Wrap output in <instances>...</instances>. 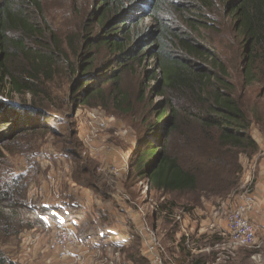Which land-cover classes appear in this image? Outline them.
Instances as JSON below:
<instances>
[{"label": "trees", "instance_id": "16d2710c", "mask_svg": "<svg viewBox=\"0 0 264 264\" xmlns=\"http://www.w3.org/2000/svg\"><path fill=\"white\" fill-rule=\"evenodd\" d=\"M30 4L36 5V0H0V151L9 152L7 146L42 131L34 116L23 122L26 113H38L37 104L15 108L9 97H35L57 73L56 60L65 56L45 40L43 28L30 23L24 10ZM92 5L79 47L72 50L75 67H67L68 107L102 105L105 89L116 87L125 72L139 68L145 72V85L152 82L149 94L161 97L163 105L154 109L153 123L146 124L133 145L130 169L135 176L161 194L218 195L236 188L241 174L237 156H252L259 145L250 121L232 98L225 67L205 48L203 33L216 30L218 23L231 24L243 49V81L247 85L263 81L264 0H92ZM13 31L21 35L10 37ZM14 110L17 119L9 118ZM185 124L191 127L189 140L195 141L189 149L196 157L190 163L170 151L172 136ZM4 172H0V243L41 224L47 212L26 205L25 174ZM89 177L94 179L93 172ZM0 264H6L1 252Z\"/></svg>", "mask_w": 264, "mask_h": 264}, {"label": "rangeland", "instance_id": "374dc122", "mask_svg": "<svg viewBox=\"0 0 264 264\" xmlns=\"http://www.w3.org/2000/svg\"><path fill=\"white\" fill-rule=\"evenodd\" d=\"M92 9V0H36V5L24 7L30 23L43 28L45 40L65 56L56 60L58 63L54 68L57 73L51 80L45 81L35 97H9L10 105L15 108L30 109L34 102L37 104L34 107L38 113H26L24 116L27 118L23 122H29L34 116L42 131L34 137L28 135L24 142L21 140L7 146L9 152L8 149L0 151V172L4 169L6 175L25 174L26 205L35 211L42 208L47 212L43 214L41 224L22 230L0 243V252L6 264H80L82 257L92 252L93 243L84 239L80 241L79 230L71 226L64 216L69 206L75 204L73 212H77L83 222V216H91L92 213L91 218H96L94 204L105 199L97 193L99 191L106 192L118 215L123 216L119 211L121 207L126 211L129 217L127 223L132 228L148 225L152 229L154 226L153 210L159 205L161 192L150 191L148 182L137 178L130 169L135 160L133 145L136 146L143 136L146 124L153 123L154 109L163 105L161 97L149 94L152 82L145 85V72L139 68L135 73L125 72L116 87L105 89L102 105H72L70 108L67 105L70 92L67 67H75L72 50L79 47L83 23ZM215 14L213 18L218 23L219 12L215 10ZM146 22L145 19L144 24ZM15 35L21 33L13 31L9 36ZM203 35L208 43L205 48L228 73L232 98L250 121L253 139L259 144L258 152L249 157L245 154L237 156L241 174L236 188L225 189L218 195L198 192L172 196L183 200L180 203H189L192 208H199L200 199L205 198L212 202L213 214L217 216L220 212L225 220L231 210L247 201L246 218L251 211L247 196L255 176L254 159L261 157L264 150V80L251 85L243 81V49L231 24L218 23L216 30ZM79 52L81 54L82 49ZM118 91L120 95L116 94ZM17 112L12 111L9 118H14ZM90 113L101 114L106 126L101 129L92 122ZM190 129L185 124L171 139V154L181 162L190 163L196 157L189 149L195 143L189 140L193 137ZM200 144L205 147V143ZM32 147H35L33 152L28 151ZM90 172H93L94 179H90ZM224 184L221 182V186H226ZM144 186H147V192L142 195ZM208 186L213 187L212 182ZM228 241L227 234V240L220 245ZM238 250L247 255L249 264H264V241L257 236L254 245L236 248L234 256ZM100 252L97 248L95 256ZM215 256V263L223 264L216 262L217 249Z\"/></svg>", "mask_w": 264, "mask_h": 264}, {"label": "crops", "instance_id": "0c3cea01", "mask_svg": "<svg viewBox=\"0 0 264 264\" xmlns=\"http://www.w3.org/2000/svg\"><path fill=\"white\" fill-rule=\"evenodd\" d=\"M260 156L254 159L255 176L247 196L251 211L246 219L256 236L264 241V150ZM97 193L105 199L94 204L96 218H91L92 213L83 216V222L79 214L73 212L75 204L70 208L67 205L69 211L64 216L79 230L80 241L93 243L92 252L83 256L80 264H151L153 254L161 255L165 264H217L216 246L227 240L226 220L220 212L217 216L213 214L211 201L201 198L200 207L192 208L189 203H180L183 200L172 194L163 193L153 210V228L141 225L136 229L127 223L129 217L121 206L118 208L121 207L119 211L123 216L117 214L116 206L106 192ZM154 242L157 247L151 252L149 247ZM96 247L101 251L97 256ZM227 264H249V259L238 250Z\"/></svg>", "mask_w": 264, "mask_h": 264}, {"label": "built area", "instance_id": "2783aa9c", "mask_svg": "<svg viewBox=\"0 0 264 264\" xmlns=\"http://www.w3.org/2000/svg\"><path fill=\"white\" fill-rule=\"evenodd\" d=\"M89 116L91 117L92 122L96 123L101 129L106 126L105 118L102 117L101 114L90 113ZM142 192V195H145V193L147 192V186H144L142 188ZM243 204L244 205H239L235 209L231 210L227 216L226 223L229 241L227 244L217 246L216 262L218 263H227L234 256V250L236 248L250 247L255 244V230L251 223L244 216L245 212L249 208V204L247 203V201H245ZM151 237H153L152 234ZM156 247L157 244L154 242V244L149 247V250L153 252ZM151 264L165 263L161 255L153 254Z\"/></svg>", "mask_w": 264, "mask_h": 264}, {"label": "water", "instance_id": "95a60500", "mask_svg": "<svg viewBox=\"0 0 264 264\" xmlns=\"http://www.w3.org/2000/svg\"><path fill=\"white\" fill-rule=\"evenodd\" d=\"M24 109H26V108H24Z\"/></svg>", "mask_w": 264, "mask_h": 264}]
</instances>
